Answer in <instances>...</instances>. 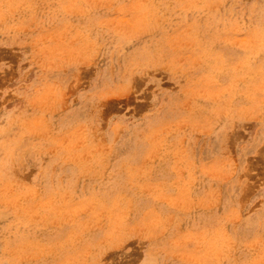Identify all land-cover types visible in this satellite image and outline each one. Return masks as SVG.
<instances>
[{
  "label": "rangeland",
  "instance_id": "1",
  "mask_svg": "<svg viewBox=\"0 0 264 264\" xmlns=\"http://www.w3.org/2000/svg\"><path fill=\"white\" fill-rule=\"evenodd\" d=\"M0 264H264V0H0Z\"/></svg>",
  "mask_w": 264,
  "mask_h": 264
}]
</instances>
